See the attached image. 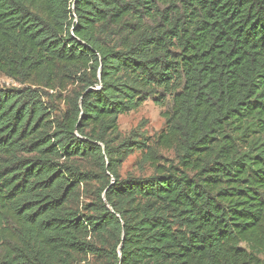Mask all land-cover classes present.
<instances>
[{"label": "trees", "instance_id": "trees-1", "mask_svg": "<svg viewBox=\"0 0 264 264\" xmlns=\"http://www.w3.org/2000/svg\"><path fill=\"white\" fill-rule=\"evenodd\" d=\"M0 74V264H264V0H0Z\"/></svg>", "mask_w": 264, "mask_h": 264}, {"label": "rangeland", "instance_id": "rangeland-1", "mask_svg": "<svg viewBox=\"0 0 264 264\" xmlns=\"http://www.w3.org/2000/svg\"><path fill=\"white\" fill-rule=\"evenodd\" d=\"M0 87L4 89L20 87L19 84L6 78L0 74ZM170 104L165 108H160L154 104L152 100L145 101L138 109L121 115L118 118L117 126L120 134V140L127 139L128 137L134 138L135 135H141L146 139L151 153L159 158L161 163L176 164L174 152L171 150H164L157 146V138L159 133L163 130L165 120L162 118L161 113L168 110ZM144 152L140 150H133L131 153L126 154L120 160L119 174L121 178L132 177H146L152 174V168L149 163L144 160ZM80 201H88L82 198ZM89 262L93 258H88Z\"/></svg>", "mask_w": 264, "mask_h": 264}]
</instances>
